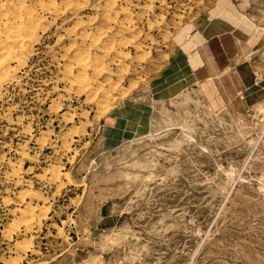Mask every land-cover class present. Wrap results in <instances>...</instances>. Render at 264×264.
Returning <instances> with one entry per match:
<instances>
[{
  "label": "rangeland",
  "instance_id": "rangeland-1",
  "mask_svg": "<svg viewBox=\"0 0 264 264\" xmlns=\"http://www.w3.org/2000/svg\"><path fill=\"white\" fill-rule=\"evenodd\" d=\"M262 104L264 0H0V264H264Z\"/></svg>",
  "mask_w": 264,
  "mask_h": 264
},
{
  "label": "bare ground",
  "instance_id": "bare-ground-1",
  "mask_svg": "<svg viewBox=\"0 0 264 264\" xmlns=\"http://www.w3.org/2000/svg\"><path fill=\"white\" fill-rule=\"evenodd\" d=\"M256 27V26H255ZM261 35V34H260ZM234 56H236L237 57V59H238V63L239 62H241V63H245L247 60H250V58H251V56H252V53H251V51H249V48H247V46H244V47H241V48H239L238 50H237V52L235 53V55ZM257 109H258V112H260L261 114H262V116L264 115V104H262V105H259L258 107H257ZM252 115V114H251ZM243 118H245V117H243ZM254 118H255V116H254ZM262 118V117H261ZM256 119V118H255ZM259 120H260V118H258ZM252 125V124H251ZM253 126H254V124H253ZM258 126V125H257ZM256 127V126H255ZM190 133V132H189ZM185 134V133H184ZM186 137V136H185ZM191 137H193V136H191ZM188 138H190L189 136H188ZM232 168V167H231ZM224 170V169H223ZM223 170H221V171H223ZM225 171V170H224ZM227 171V170H226ZM223 173V172H222ZM226 173V172H225ZM228 173V172H227ZM230 173V172H229ZM233 175V174H232ZM234 176V175H233ZM229 177H230V175H229ZM233 180V179H232ZM264 183V182H263ZM221 184L224 186L225 185V182L224 181H221ZM230 185V184H229ZM222 189V188H221ZM258 189V188H257ZM258 191V190H257ZM203 240V239H202ZM200 242H202V241H200ZM201 244V243H200ZM199 247V246H198ZM198 247H197V249H198ZM196 253V252H195ZM194 256V255H193ZM192 256V257H193ZM192 259V258H191ZM195 260V259H194ZM190 263V262H189Z\"/></svg>",
  "mask_w": 264,
  "mask_h": 264
},
{
  "label": "crops",
  "instance_id": "crops-1",
  "mask_svg": "<svg viewBox=\"0 0 264 264\" xmlns=\"http://www.w3.org/2000/svg\"><path fill=\"white\" fill-rule=\"evenodd\" d=\"M206 32V31H205ZM204 32V33H205ZM213 32L214 33H211V35H212V38H211V43L210 44H207L206 45V48L204 49V53L203 52H201L202 54H203V57H204V61H206L207 60V58L205 57V55L204 54H206V56H207V53H206V51L207 52H210L209 50H210V46L212 45H216V44H219L220 46H221V44L220 43H218V42H221V41H219V40H221L220 38H218V36H216V35H213V34H215V33H217V32H215V30H213ZM239 33V32H238ZM205 35H206V33H205ZM223 38V37H222ZM218 41V42H217ZM244 43V42H243ZM242 47V46H241ZM241 47H239V48H241ZM238 48V49H239ZM209 49V50H208ZM237 48L235 49V51H233L232 53H236L237 52V50H238ZM208 61V60H207ZM211 79V78H210Z\"/></svg>",
  "mask_w": 264,
  "mask_h": 264
}]
</instances>
